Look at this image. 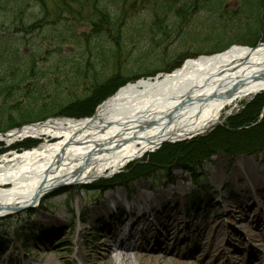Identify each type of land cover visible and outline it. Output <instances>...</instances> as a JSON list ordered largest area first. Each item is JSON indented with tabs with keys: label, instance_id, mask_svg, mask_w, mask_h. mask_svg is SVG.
Wrapping results in <instances>:
<instances>
[{
	"label": "rangeland",
	"instance_id": "1",
	"mask_svg": "<svg viewBox=\"0 0 264 264\" xmlns=\"http://www.w3.org/2000/svg\"><path fill=\"white\" fill-rule=\"evenodd\" d=\"M177 5H191V2L190 0H0V35L6 34L11 37V39L8 38L3 45L1 44L2 46L0 47L3 51V54H1L2 56L0 55V59L3 60L0 61V80L8 81L11 76L15 75L14 73H16L17 69L24 67L26 64H29V62H32L36 68L41 67L43 70L51 69V67L55 68V66L59 69H64V66L69 67L71 63H62V61H60L61 56L64 57V55H68L73 59V55L78 57L79 55L93 53L89 49V44L92 43V41H90L92 34H79L75 30L80 25L90 23L86 20V17L94 15V10H105L115 13L117 11L126 10L135 11V7H174ZM59 12L60 14L64 12L65 17L68 18L74 17L71 14L77 15L81 12L83 13V18L69 27L66 19L55 21L56 15ZM136 15H138V13ZM143 16H145V14L136 16L133 19H125V21H141ZM39 21L42 22L41 28H39L40 30H34L31 32L24 31L32 28L34 24ZM234 30L235 29L228 30L229 38L231 39V35L235 36L238 34V31ZM181 31L176 30L175 37H173L174 42L172 41L173 39L170 40L171 54L173 53L175 56L177 54L182 55L185 51H181L182 48L180 45L181 42H184L179 39ZM193 31L197 32V30ZM59 34H62V36H59ZM188 37L194 38V35L190 34ZM186 43L187 42H185V44ZM186 46L188 47L187 49H190L191 51H195V49L205 50L206 48H209V45L192 42L191 44H186ZM210 46L212 47L211 44ZM30 49L40 50V54L32 56L33 54H31ZM190 56L191 55L187 57ZM33 58L36 60L31 61ZM175 59V61L171 62V69L167 72L174 70L175 67L177 68L180 65L177 58ZM3 67H7L11 71H8L7 74H5L2 72ZM49 73V71L44 70L36 76L32 75L28 82L30 81V83H33L36 80L37 82L40 80L41 85L49 86V78L53 80L57 79L55 76L50 77L51 74ZM56 74H58L56 76H60V71ZM83 78L86 80L90 78V81L93 80V78L85 77V75H83ZM70 86V84L63 83L54 90L50 88H41L44 96L37 104L36 108L41 109L42 115L51 114L54 118H82L86 117L82 114L88 111L93 105L96 106L94 109L95 111L99 105L96 103L102 98L101 96L103 95L104 97L108 91L111 90L103 91V93L90 92L79 96L76 93L77 91L81 92V89L83 88H78L73 85ZM110 96H105L102 101H105ZM20 100L26 102L27 98H21ZM4 101L9 102L10 108L13 110L15 103L10 100L8 93H5L3 96L0 95V103ZM260 102H264V94L245 98L234 107L232 111L227 110L224 112L221 121L222 124L220 123L214 126L208 132L198 137L187 139L183 142L165 144L161 148H157L156 152H164L168 150L170 146L172 148L175 145L177 150V148L180 147L177 144L187 142L197 143V141L209 137L218 126H223L227 123L231 124L233 122H240L246 117V114H251V112H248V109H252L255 104H260ZM262 110L263 112H261ZM262 110L260 111L261 114L255 118L257 120H255V123L259 122L258 120H261L263 117L264 106ZM11 119L12 115L8 116L6 123L10 122ZM210 138L212 139V137ZM19 143V145H16V148H20V146L24 145L26 142L21 141ZM5 146L6 144L3 141H0V149ZM180 148L186 150L185 146H181ZM1 152L2 151L0 150V153ZM152 154H147L137 160L129 162L118 172L112 174L108 172L104 175V178L107 179L102 182H98L97 179L95 185H67L64 187H58L49 191V193L42 198V201L39 202L41 204L36 207L0 217V248H3L0 250V264H106L109 257H115L119 253V251L118 253L115 251L116 247L110 244L111 240L106 237H110V230H115L116 228L120 229V226L118 225H121L120 221H122L123 217H119L118 215L123 214L124 216L127 211L121 210L119 214H116L115 212L111 220L112 226H106L105 219H103L104 222L102 220H97L95 224H89V215L96 206H99L101 202L108 197L109 193H116V191H120L121 195L123 194L124 197V192H127L128 195H130V192L133 193L135 191L136 193L140 189L146 190L147 193H151L152 195L155 194L156 191L159 192L165 187L171 189L170 191L172 195L167 197L164 205H168V208H174V212H170V214H168V212V215L165 214V216H167V219L171 220V216L176 215L179 212L173 217L175 219L178 217L175 224L178 227H176L174 232L183 230L182 233L187 235H191L192 230H198V227L200 226L203 228L204 226L202 225L206 224V232L215 228V226H211L214 223L229 222L228 220H234L233 222L242 221L244 224H247V222L254 217V214H256L254 213L255 211H259L264 215V172L261 173L259 177L256 175V177H258L257 179L252 178L254 179L252 186L254 184L257 186L256 189H252L254 191L248 189V193H243V190H241V185H246L249 181L247 178H251L249 169H255L257 167L264 168V155H259L257 157L251 155H236L237 157L232 159L230 158L231 154L223 150H218L212 156L208 157V159H201V163L198 165V168L200 169H198V174H195V176H193L191 172L185 171L180 165H170V167L168 165H164L165 167L160 165L155 166L154 169L149 165L148 169L150 171L141 174V178L134 183L122 184L114 186V188H108L103 191L101 190V183L112 182L116 179L114 176L115 174H124L122 171L125 172V170L127 171L128 169H137V165L147 163V159L149 160V156ZM243 159L248 161L247 164H249V166H247V170H249V172L247 173H249V177L245 174V168L243 166L241 167V164L238 162ZM231 172L237 180L232 179L233 174ZM193 177L198 181V186L195 189L202 191L203 194H201V196L205 198V201L209 200L208 203L203 204V207L206 206L205 208L208 209L207 216H203L205 219L207 217V221L203 224H196L201 223L203 218L199 217L201 215L200 212L202 211L196 210L195 204L191 205L193 207V213L190 214L189 209L187 210V206L190 207L191 203L190 192L193 190ZM122 178L123 176L121 179ZM214 179L217 182H214ZM170 180L175 182L174 186H169L170 184L168 181ZM259 180H261L260 183ZM218 181H222V184L226 181H230L231 183L226 182L221 189L218 188L219 193L215 194L214 190H217L213 184L218 186L219 184H216ZM159 183H163V187H159L157 185ZM178 186L183 188L178 190ZM228 187L232 190L227 196H225V191H227ZM176 191L177 194L175 193ZM180 192L183 194L185 193V195H178ZM48 196L52 199L49 200ZM180 199L181 201H178ZM42 202L46 203L43 204ZM162 202H164V200ZM154 211L158 214H162L163 209L160 211L156 209ZM184 211L186 215H184ZM127 214L129 213L127 212ZM185 216L187 217L184 218ZM138 217V213H135L134 218ZM214 217L218 218L215 220ZM148 218L154 220L157 218V215L149 213ZM51 221L55 223H49ZM185 224H187V226ZM166 226L169 227L170 224H157V227L162 228V231ZM241 226L238 225L233 228L237 230H245V228H247H242ZM163 233L164 232L156 233V231H154L153 236L159 239ZM156 238H150L148 249L142 248V251L149 255H159V251L154 247ZM222 238H224V236H220V239ZM239 238L240 237L231 240L233 241L232 249L235 251L236 258L239 256L237 250L248 244V240L247 242L245 241V243H242ZM220 239L215 243L218 247L222 248L223 243L221 244ZM166 243L164 244V248H169V251L163 254L166 260H179L184 263L193 262L189 257L186 258V251L188 252V250L190 251L193 248L192 246L191 248L189 247L188 242L179 241L175 244L172 242ZM144 245L148 244L145 242ZM110 246H113L114 252H109ZM224 246L226 245L224 244ZM259 246L261 247L260 243ZM179 253H182V256L184 257H181ZM224 255L227 257L225 252ZM209 261L210 260L206 258L202 261V264H208Z\"/></svg>",
	"mask_w": 264,
	"mask_h": 264
},
{
	"label": "bare ground",
	"instance_id": "2",
	"mask_svg": "<svg viewBox=\"0 0 264 264\" xmlns=\"http://www.w3.org/2000/svg\"><path fill=\"white\" fill-rule=\"evenodd\" d=\"M262 93L264 44L253 48L236 45L219 54L188 59L176 69L155 78L129 83L107 98L90 116L80 119L61 117L11 129L0 135V141L6 144V150L26 139L33 140L38 146L0 157V217L36 207L41 204L39 202L42 197L57 186L95 185L101 176L120 171L129 162L151 151H157L165 143H177L205 134L221 123L225 111H232L243 99ZM235 157L237 156L233 155L230 158ZM238 162L245 168L247 177L250 176L247 173L249 170L251 173V178H247L248 183L241 185L243 193H248V189L257 188L256 184L252 186V182L264 172V168L250 167L252 169L247 170V160ZM232 179L237 180L234 174ZM119 181L104 183L100 188L102 191L114 188L123 182ZM213 181L217 182L215 179ZM219 181L216 183L218 186L213 184L217 190H214L215 194L219 193L218 188L221 189L226 182L231 183L226 181L222 184ZM170 190L165 187L152 195L140 189L136 193L134 191L133 196L124 192V197L120 191H116L109 193L93 209L89 215V224L105 219L106 226H112L111 220L115 212L119 214L121 210H125L129 213L124 216L125 224L120 229L110 230V237H106L116 247L115 251H120L115 257H109L106 264H196L166 260L163 256L169 250L164 249V244L175 243L180 236L174 232L178 227L175 225L178 217L173 218L179 212L172 215L171 220L165 216L168 212H174V208L164 205L167 197L172 195ZM231 190L228 187L225 196ZM178 195L185 193L180 192ZM205 207L198 210L202 211L199 216L201 218L208 214ZM156 209H163L162 214L154 211ZM134 213H138L139 217L134 218ZM149 213L157 215L152 222L148 218ZM254 215L253 219L256 220L251 226L261 230L264 219ZM201 221L196 224H203L207 217ZM233 221L232 226L234 223L235 226L242 225L250 229L249 222L244 224L242 221ZM157 224L170 226L164 227L162 231ZM202 226L204 227H198L199 232L194 233L193 239L185 241L196 243V251L203 255L202 246L198 244L200 238H207L205 241L212 239L206 235L207 224ZM211 226L216 225L214 223ZM225 226L226 224L221 223L216 228L213 240L220 233L223 234L224 230L229 234L234 233L229 225ZM139 227H146L141 234L138 233ZM154 231L164 232L154 246L159 255H149L141 250L148 249L149 237H154ZM137 237L138 240H145L148 245H134L133 241ZM113 246L109 248L110 253L114 252Z\"/></svg>",
	"mask_w": 264,
	"mask_h": 264
},
{
	"label": "flooded vegetation",
	"instance_id": "3",
	"mask_svg": "<svg viewBox=\"0 0 264 264\" xmlns=\"http://www.w3.org/2000/svg\"><path fill=\"white\" fill-rule=\"evenodd\" d=\"M190 2L191 5L174 7H135V11H124V21L94 23L90 33L93 36L104 34L108 48H113L115 53L102 57L96 54L78 57L73 55L76 62L74 64L80 66V70L86 76L108 79L99 88L80 86L83 88L81 91L103 93L118 87L126 79L166 72L171 69V62L175 61V58L182 61L189 55L206 53L235 41L254 44L264 40V0H190ZM144 14L141 21H125ZM97 27H102V31H94ZM230 29L238 31L235 36L231 35L232 39L229 38ZM176 30H182L179 39L184 42H181L180 46L181 51L185 50L182 55L177 54L178 57L171 54L170 46V40L175 37ZM224 30H227L226 33H223ZM190 34H193L194 38H189ZM198 34L204 38H197ZM90 41H95V38H91ZM172 41L174 42V39ZM185 42L203 43L209 45V48L191 51L187 49ZM57 87L58 85H54L47 88L54 90Z\"/></svg>",
	"mask_w": 264,
	"mask_h": 264
},
{
	"label": "trees",
	"instance_id": "4",
	"mask_svg": "<svg viewBox=\"0 0 264 264\" xmlns=\"http://www.w3.org/2000/svg\"><path fill=\"white\" fill-rule=\"evenodd\" d=\"M93 12L94 15L86 17V20H88L91 24L110 21L119 22L122 20V14L120 11L113 13L105 10H94ZM71 15L74 17L68 18L65 17L64 12L61 14L59 12L56 15L55 21L66 19V22H68V26L71 27L73 23H76L83 18V13L81 12H79V14L77 15ZM41 24L42 22L39 21L34 24L32 28L26 29L24 31L31 32L34 30H40L39 28H41ZM95 31H102V27H97ZM59 36H62V34H59ZM8 38L11 39L10 35H0V47L7 41ZM227 47L228 46H222L219 49L223 50ZM89 49L91 50V52H93V54L101 57L115 53L111 48H108V46H106L105 43L101 41V39H97L95 43L89 44ZM30 51L31 54H33L32 56H37L40 54V50L30 49ZM1 54H3V51L0 49V55ZM35 60L36 59L34 58L31 59V61ZM0 61L3 60L0 59ZM60 61H62V63H73L74 60L72 61V59L64 56L61 57ZM64 67V69H59L57 66L55 68L51 67V69H44L49 71V74H52L51 77L58 75L55 72H61L60 78L58 76L56 80H53L51 78L48 79L49 85H58L65 83L73 86H96L99 88L108 80L107 78H93L92 81H90V79L86 80L83 78L84 72L78 69L77 65ZM2 69V72L5 74H7L8 71H11L7 67H3ZM44 70L41 67L36 68V66H34L32 62H29V64H26L24 67L17 69L16 73H14L15 75L11 76L8 81H3L2 79L0 80V95L3 96L5 93H8V97L10 98V100L14 101L13 103H15L13 107L14 111L11 110L9 102L4 101L0 103V133L6 132L13 128H19L25 124L41 121L51 115H42L41 109L36 108L37 104L42 100L44 96L41 88L45 89V86L41 85L40 80L38 82L36 80L33 83H30V81L28 82L32 75L36 76ZM124 82L125 81H123L121 84H123ZM116 89L117 87L111 89L107 94L105 93L106 95H104L110 96ZM77 95L82 96L84 94L77 93ZM105 96L103 97L102 95V98H100L96 104H99L105 98ZM21 98H27L26 102L21 101ZM263 106L264 102L255 104L252 109H248V112H251V114H246V117H244L240 122H233L231 124L227 123L223 126H218L215 128L212 134L209 135V137H205L204 139L197 141V143L187 142L177 144L180 147L185 146L186 150L180 147H178L176 150L175 145L172 148L170 146L169 149L164 152L160 151L150 155V159H147L146 164H142L141 162H139L141 164L137 165V169H128L126 173L122 175V183H124V181L134 179L141 174H144L149 170V165L154 167L156 165L175 164L180 165L186 171L195 173L196 168L201 163V159H208V157L212 156L218 150L226 151L227 153L231 154V156H235L237 154H254L264 151V113L261 120H258L259 122L255 123L257 121L255 118L258 117L261 112H263ZM95 107L96 106L94 105L91 106L88 111H86L82 115H92L94 113ZM11 115V121L6 123L7 117ZM210 137H212V139ZM35 144L36 143L34 141H27L20 147H30Z\"/></svg>",
	"mask_w": 264,
	"mask_h": 264
},
{
	"label": "water",
	"instance_id": "5",
	"mask_svg": "<svg viewBox=\"0 0 264 264\" xmlns=\"http://www.w3.org/2000/svg\"><path fill=\"white\" fill-rule=\"evenodd\" d=\"M88 28L89 27L86 26V25H80V26L77 27V32H79V33H85L88 30Z\"/></svg>",
	"mask_w": 264,
	"mask_h": 264
}]
</instances>
